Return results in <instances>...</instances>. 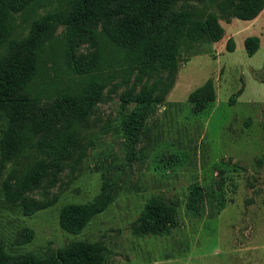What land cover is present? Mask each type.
I'll list each match as a JSON object with an SVG mask.
<instances>
[{"label": "rangeland", "instance_id": "374dc122", "mask_svg": "<svg viewBox=\"0 0 264 264\" xmlns=\"http://www.w3.org/2000/svg\"><path fill=\"white\" fill-rule=\"evenodd\" d=\"M224 4L177 0L170 7L164 22L182 12L214 13L223 32L218 41L208 36L190 43L179 39L175 83L161 105L146 108L131 149L121 113L127 114L135 102L122 112L124 87L114 81L80 124L76 146L61 171L12 202L4 181L13 170L21 177L39 153L0 165V248L12 260L31 253L43 256L74 242H96L104 247L105 264H264V17L242 21ZM18 15L8 21L17 24ZM249 36H259L252 56L243 46ZM231 41L234 50L227 52ZM92 53L88 42L76 49L82 63ZM209 79L215 100L199 113L189 95ZM9 182L14 189L16 178ZM193 187L202 198L190 203ZM152 198L175 208L177 228L160 235L131 229ZM27 203L37 207L30 215L23 213ZM65 204L105 207L81 232L69 234L58 222Z\"/></svg>", "mask_w": 264, "mask_h": 264}, {"label": "trees", "instance_id": "16d2710c", "mask_svg": "<svg viewBox=\"0 0 264 264\" xmlns=\"http://www.w3.org/2000/svg\"><path fill=\"white\" fill-rule=\"evenodd\" d=\"M176 1L0 0V165L39 153L21 177L13 170L4 181L10 201L20 200L42 178L65 167L80 124L114 81L124 87L120 110L135 102L127 114L121 113L122 130L132 148L146 108L161 105L175 83L179 39L190 43L208 36L218 41L223 32L214 13L182 12L164 22ZM224 1L225 10L242 21L255 19L264 8V0ZM12 14H19L17 24L8 21ZM56 29L60 31L53 38ZM82 42L93 48L87 63L76 57ZM243 46L252 56L259 39L246 37ZM226 50H234L232 41ZM150 80L149 88L141 85ZM241 92L237 90L229 103ZM214 100L210 79L189 95L199 113ZM12 178H16L14 189ZM193 188L190 203L202 198L200 189ZM22 206L24 215L37 210L31 203ZM104 207L65 204L59 210V226L66 233L78 234ZM130 227L140 234L170 232L178 227L176 210L152 198ZM103 252L99 243L74 242L51 248L43 256L31 253L12 260L0 248V264H105Z\"/></svg>", "mask_w": 264, "mask_h": 264}, {"label": "crops", "instance_id": "0c3cea01", "mask_svg": "<svg viewBox=\"0 0 264 264\" xmlns=\"http://www.w3.org/2000/svg\"><path fill=\"white\" fill-rule=\"evenodd\" d=\"M264 17V8H263V10L259 13V15L255 18V19H253L251 22H254V21H257V20H261V18H263ZM257 37V36H256ZM259 37V36H258ZM257 37V38H258ZM259 39V38H258Z\"/></svg>", "mask_w": 264, "mask_h": 264}]
</instances>
